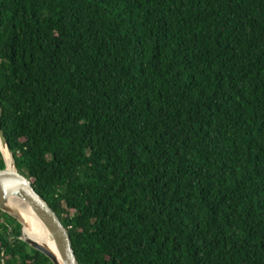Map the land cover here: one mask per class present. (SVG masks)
Instances as JSON below:
<instances>
[{
	"label": "trees",
	"instance_id": "obj_1",
	"mask_svg": "<svg viewBox=\"0 0 264 264\" xmlns=\"http://www.w3.org/2000/svg\"><path fill=\"white\" fill-rule=\"evenodd\" d=\"M0 102L80 264H264V0H0Z\"/></svg>",
	"mask_w": 264,
	"mask_h": 264
},
{
	"label": "water",
	"instance_id": "obj_2",
	"mask_svg": "<svg viewBox=\"0 0 264 264\" xmlns=\"http://www.w3.org/2000/svg\"><path fill=\"white\" fill-rule=\"evenodd\" d=\"M2 114L0 102V156L4 165L0 169V211L21 225L20 240L42 253L53 264H80L68 228L61 222L49 204L35 191L30 181L18 173L14 156L1 129ZM23 209L30 210L43 224L50 235L55 251L48 245L23 237Z\"/></svg>",
	"mask_w": 264,
	"mask_h": 264
},
{
	"label": "bare ground",
	"instance_id": "obj_3",
	"mask_svg": "<svg viewBox=\"0 0 264 264\" xmlns=\"http://www.w3.org/2000/svg\"><path fill=\"white\" fill-rule=\"evenodd\" d=\"M8 164V162H7ZM23 218V237L31 238L38 241L41 244L48 245L52 250L53 242L50 235L43 224L37 219V217L28 209L22 210Z\"/></svg>",
	"mask_w": 264,
	"mask_h": 264
},
{
	"label": "built area",
	"instance_id": "obj_4",
	"mask_svg": "<svg viewBox=\"0 0 264 264\" xmlns=\"http://www.w3.org/2000/svg\"><path fill=\"white\" fill-rule=\"evenodd\" d=\"M2 260H1V264H7V262H6V260H5V258H4V254H2Z\"/></svg>",
	"mask_w": 264,
	"mask_h": 264
}]
</instances>
